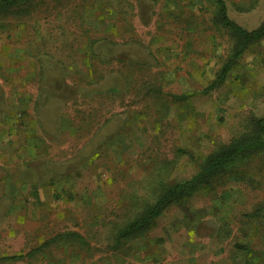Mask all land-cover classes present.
I'll list each match as a JSON object with an SVG mask.
<instances>
[{
    "label": "rangeland",
    "instance_id": "374dc122",
    "mask_svg": "<svg viewBox=\"0 0 264 264\" xmlns=\"http://www.w3.org/2000/svg\"><path fill=\"white\" fill-rule=\"evenodd\" d=\"M225 1L243 28L264 22V0ZM216 12L212 0L0 8V153L17 158L0 170V264L35 247L30 264H264V151L171 202L143 237L116 238L161 185L264 117V39L216 83L236 46Z\"/></svg>",
    "mask_w": 264,
    "mask_h": 264
},
{
    "label": "trees",
    "instance_id": "16d2710c",
    "mask_svg": "<svg viewBox=\"0 0 264 264\" xmlns=\"http://www.w3.org/2000/svg\"><path fill=\"white\" fill-rule=\"evenodd\" d=\"M30 1L32 0H0V8H13ZM212 1L217 8L216 22L222 25L236 41L233 58L221 71L216 82L219 83L225 79L236 59L244 53L251 43L264 39V22L259 28L249 31L230 18L225 0ZM97 42H94L93 45L96 46ZM251 122L254 126L253 132L241 134L230 145L210 154L191 179L175 181L170 185H161L155 200L138 209L135 218L118 230L116 237L118 242L131 236L143 237L154 227L155 221L163 215L171 202L184 196H192L196 191H199L205 179L217 176L218 173L228 169L231 163L264 151V117H253ZM19 258L21 255L11 259Z\"/></svg>",
    "mask_w": 264,
    "mask_h": 264
},
{
    "label": "crops",
    "instance_id": "0c3cea01",
    "mask_svg": "<svg viewBox=\"0 0 264 264\" xmlns=\"http://www.w3.org/2000/svg\"><path fill=\"white\" fill-rule=\"evenodd\" d=\"M30 83H31V81H30ZM28 88H31V86H24V88H22V89H19L20 91H22L23 92V95L25 94V96H27L28 95ZM30 94V93H29ZM37 97H38V89H37V92H36V97L35 98H33V102L32 103H27L26 101V105H25V102H24V104L22 105V107L24 108V109H26V113H25V118L26 119H29V120H31L32 119V117H33V114H34V108H35V102H37ZM30 104H33V111L30 109ZM11 110V109H10ZM12 111V110H11ZM13 114L12 113H9V118H13V116H12ZM14 119H18V118H14ZM35 124V123H34ZM35 152L33 151L32 152V154L33 155H35L34 154ZM10 155H12L11 153H9V154H7L6 156L4 155V154H2V153H0V170H1V165H6V166H4V167H13V166H10V164H11V161H10V158L12 159V161L13 160H16L17 158H16V155H14V156H11L10 157ZM37 156V155H36ZM31 159H33V157H31ZM6 160V161H5ZM36 249H38L37 247H35V248H30V250L29 251H27V252H24V253H19L18 255H24V256H26L23 260V262H21L22 261V259H15V260H21V261H18V262H20V263H18V262H15V264H30V263H28V256L29 255H34V254H36L37 252H38V250H36ZM40 252V251H39ZM28 255V256H27Z\"/></svg>",
    "mask_w": 264,
    "mask_h": 264
}]
</instances>
